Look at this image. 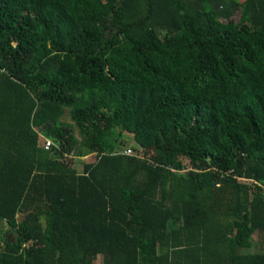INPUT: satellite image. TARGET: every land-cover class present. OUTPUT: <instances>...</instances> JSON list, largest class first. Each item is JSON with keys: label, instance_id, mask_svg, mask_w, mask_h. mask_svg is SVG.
I'll list each match as a JSON object with an SVG mask.
<instances>
[{"label": "trees", "instance_id": "16d2710c", "mask_svg": "<svg viewBox=\"0 0 264 264\" xmlns=\"http://www.w3.org/2000/svg\"><path fill=\"white\" fill-rule=\"evenodd\" d=\"M97 258L264 264V0H0V264Z\"/></svg>", "mask_w": 264, "mask_h": 264}, {"label": "rangeland", "instance_id": "374dc122", "mask_svg": "<svg viewBox=\"0 0 264 264\" xmlns=\"http://www.w3.org/2000/svg\"><path fill=\"white\" fill-rule=\"evenodd\" d=\"M238 16H239V13L236 12L234 14L233 18L237 19ZM44 144L46 145V138H44ZM118 145H119L120 149H123L125 147L134 148V149L138 148L137 143L134 141L132 135L130 133H128V132H123L122 137H121L120 141L118 142ZM139 154H140V152H139ZM92 160H93V154H88V155L80 157V158L74 157L73 158V165H76L77 168L80 169L81 168V164L83 162H90ZM258 238H259V234H257V233L254 234L253 239H254L255 242H254V246H253V248L251 250H258L259 249L260 246H259V243H258ZM96 264H100V260L99 259L97 260Z\"/></svg>", "mask_w": 264, "mask_h": 264}, {"label": "built area", "instance_id": "2783aa9c", "mask_svg": "<svg viewBox=\"0 0 264 264\" xmlns=\"http://www.w3.org/2000/svg\"><path fill=\"white\" fill-rule=\"evenodd\" d=\"M51 141L50 140H46V146H48V144H50ZM121 152L127 154V155H132V154H136V152L132 149V148H129V147H125L123 149H121Z\"/></svg>", "mask_w": 264, "mask_h": 264}, {"label": "crops", "instance_id": "0c3cea01", "mask_svg": "<svg viewBox=\"0 0 264 264\" xmlns=\"http://www.w3.org/2000/svg\"><path fill=\"white\" fill-rule=\"evenodd\" d=\"M7 236H8V238H12V235L11 234H8ZM97 260H98V258L94 261L95 264L97 263Z\"/></svg>", "mask_w": 264, "mask_h": 264}, {"label": "clouds", "instance_id": "9594fccd", "mask_svg": "<svg viewBox=\"0 0 264 264\" xmlns=\"http://www.w3.org/2000/svg\"><path fill=\"white\" fill-rule=\"evenodd\" d=\"M120 148V147H119Z\"/></svg>", "mask_w": 264, "mask_h": 264}]
</instances>
